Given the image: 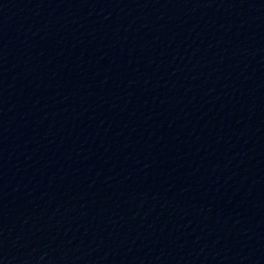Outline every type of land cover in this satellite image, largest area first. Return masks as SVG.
<instances>
[{
	"label": "water",
	"instance_id": "1",
	"mask_svg": "<svg viewBox=\"0 0 264 264\" xmlns=\"http://www.w3.org/2000/svg\"><path fill=\"white\" fill-rule=\"evenodd\" d=\"M0 264H264V0H0Z\"/></svg>",
	"mask_w": 264,
	"mask_h": 264
}]
</instances>
